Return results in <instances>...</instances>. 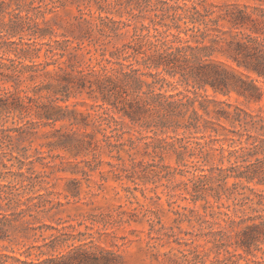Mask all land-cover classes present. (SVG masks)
<instances>
[{
    "label": "trees",
    "instance_id": "obj_1",
    "mask_svg": "<svg viewBox=\"0 0 264 264\" xmlns=\"http://www.w3.org/2000/svg\"><path fill=\"white\" fill-rule=\"evenodd\" d=\"M42 3L0 0V264H121V255L88 246L80 239L84 233L77 236L63 232L60 222L54 226L42 221L58 213L61 203L54 202L52 192H40L49 162L41 163L43 170L36 173L33 166L44 157L37 150L28 153L37 129L51 127L47 146L74 157L89 156V170L98 168L99 158L106 155L119 162H108L117 179L125 173L130 181L145 184L149 176L159 177L168 166L152 160L138 169L135 140L123 139L111 113L152 134L155 141L136 139H144L150 153H172L177 165L191 173L181 182L188 197L184 199L202 203L203 215L196 209L175 210L174 225L168 228L156 212L145 209L149 239L160 247H178L152 254L157 264H264V114L217 99L234 93L249 104L263 96L258 79L264 80V0H100L89 18L78 9L63 26L61 39H53L55 29L44 15L78 7L77 0ZM131 25L129 41L114 45ZM148 29L154 31L152 36L142 33ZM171 29L176 33L168 39ZM181 32L189 39L180 38ZM42 47L50 61H36ZM85 47L88 63L81 59ZM168 79L186 89L162 92ZM83 93L99 102L93 113L83 115L67 104ZM8 119L11 125L5 126ZM57 122L71 129L55 128ZM88 128L90 132L81 131ZM225 130L232 135L222 134ZM215 157L220 164L205 169ZM179 172L166 173L171 177ZM213 207L255 214L228 217L225 226L213 229L205 220L212 217L206 210ZM131 221L121 212L102 225L118 228ZM192 221L206 227L198 233L180 229L183 222L194 227ZM180 234L189 238L183 240Z\"/></svg>",
    "mask_w": 264,
    "mask_h": 264
},
{
    "label": "rangeland",
    "instance_id": "obj_2",
    "mask_svg": "<svg viewBox=\"0 0 264 264\" xmlns=\"http://www.w3.org/2000/svg\"><path fill=\"white\" fill-rule=\"evenodd\" d=\"M98 1L100 0H89L88 3L83 4L80 0H77L78 7L75 4L56 9L53 13L46 12L44 19L50 20L57 35V37H53V39H61L58 35L63 32V26H66L68 21L79 14L78 9H80L87 18H89V12L90 14H96V2ZM44 3H48V0H44ZM143 22L147 25L148 20L146 19ZM136 26L139 27V23H136ZM159 30L162 31L161 28H159ZM122 32L124 34L113 42L114 45L120 46L122 43L129 41L132 33V25L125 28ZM142 33H148V35L152 36L154 31L148 29L143 30ZM174 33H176V31L171 29L167 38L172 39L171 34ZM179 36L183 40L189 39L182 32ZM47 40L48 39H45V41ZM86 52L87 47L82 50L83 58L81 57V59L85 61L83 63H88V55ZM44 53L45 47H42L39 53L40 57L36 60L37 62H42L44 60L50 61L48 58L44 57ZM83 66H85V64L81 65V67ZM52 68V65L48 66V69ZM258 83L262 86L264 91V80L258 79ZM185 89V86L176 82V80L168 79L167 83L163 84L161 91L175 93L184 91ZM29 95H31V93H29ZM207 95H212L210 89L207 90ZM217 99L239 106L249 112L260 110L264 114V93L258 103L247 104L234 93L229 97L219 95ZM97 103L88 98L85 93L72 97L67 101V104L71 108L73 107L83 115H86L88 112L93 113V111H96L97 106L95 105ZM111 114L119 121L117 128L119 129L118 132L122 133L123 139L131 138L135 140L136 150L135 154H133V161L138 165V169L142 168L139 167L141 164L145 165L152 160L157 163L159 162V165L168 166V168L166 171H162L159 177L149 176V181L145 184H142V182L137 179L133 182L130 181L125 177V173H121L120 179H117L116 176L110 172V166L108 165V162L117 165L119 162L115 158L101 155L99 158L102 161L101 165L94 170H89L85 162L90 158L89 156L74 157L64 150L50 149L47 144L52 141L50 135L52 128L39 127L37 129V134L32 137V143L28 153L34 155L35 150H37V152L40 153L39 156L44 157L43 160L35 162L33 169L36 173H41L43 170L41 168V163L49 162V169H45L44 171L47 176L44 177L45 183L42 184L44 189L40 190V192H52L51 198L54 199V202L59 201L61 203V206L58 207V213L55 215L51 213L48 215L50 217H43L44 219H42V221L54 226L60 222V225H58L59 227L65 226L63 232H68L77 236H79L78 233H84V236H80V239L87 241L88 246L105 248L121 255V264H157V262L152 259V254L163 253L170 248L178 249V247L174 243L160 247L156 240L149 239L147 236L148 224L145 223L147 218L143 217L145 209L156 212L160 218L161 224L168 228L174 225L173 220L176 217L174 214L175 210L182 212V208L196 209L199 215H203L204 210L202 209V203L199 202L194 205L190 200L184 199V197H188L184 191H182L181 182L186 181L187 178L191 176V173L186 172L187 168L177 165L172 153H150V149H144V139L140 141L136 139L143 136L146 137V142L155 141V139L153 140L150 138L152 134L140 130L127 119L121 118L119 114ZM11 121L12 119H8L5 126H10ZM54 127L61 128L62 131L71 129L65 122H57ZM225 127L229 130L232 129L228 125H225ZM73 129L77 130L76 127H73ZM83 130L86 132L91 131L90 128L81 129V131ZM221 133L229 134L226 130L221 131ZM199 135L200 134H197L195 137H199ZM96 136L97 138L101 137L100 134H96ZM159 137L160 136L157 138ZM219 138H223V136ZM189 140L194 141L195 139L189 138ZM242 140L244 139L242 138ZM218 144L219 143L215 146H218ZM223 147H227V142L224 143ZM122 157L125 166H129V158L125 154H122ZM185 163L191 165L190 159L185 160ZM216 164H220L217 157L210 159L204 168L207 169L208 166ZM222 164L226 166L228 163L224 160ZM25 168L26 167L22 170L24 173L26 172ZM178 169L182 170V172L176 173L171 177L166 173L168 171L173 172L174 170L177 172L179 171ZM13 170H15V168H13ZM114 170L116 169L114 168ZM229 182H231V180H229ZM38 188L39 186H36L35 190ZM76 191L78 195L72 197L70 192ZM121 212L125 219L131 216L135 221H131L128 224L125 223L118 228H109L102 225L103 221L107 220L109 217L110 219H114L116 215ZM206 212L212 215V217L207 215L205 220H209L213 223V229H216L218 226H225L224 221L227 220L228 217L237 220L238 218L255 214L250 209H245L243 212L237 211L233 214L232 209H218L216 207L209 208ZM218 212H226L227 215H222ZM192 224L195 226L191 227L187 222H183L179 224V227L182 231L194 233H198V229L203 230L204 227H206L205 224H202L203 226L200 227L195 221H192ZM157 226L158 225H156V227ZM174 231L176 232L177 229L174 228ZM180 236L183 240L189 238L183 234H180ZM90 240L92 242L88 243ZM197 243L201 244L202 242L198 241ZM208 247L209 245L206 246L204 250L207 251ZM14 248L18 250V247ZM180 249L187 248L182 246ZM208 253L210 257L214 256L212 252L208 251ZM244 263L243 260H240V264Z\"/></svg>",
    "mask_w": 264,
    "mask_h": 264
}]
</instances>
